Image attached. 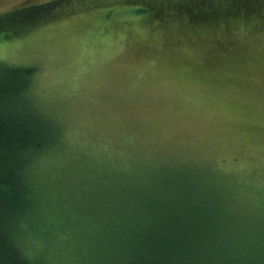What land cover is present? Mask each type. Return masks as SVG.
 <instances>
[{
    "label": "rangeland",
    "instance_id": "obj_1",
    "mask_svg": "<svg viewBox=\"0 0 264 264\" xmlns=\"http://www.w3.org/2000/svg\"><path fill=\"white\" fill-rule=\"evenodd\" d=\"M40 3L0 0V14ZM135 7L101 6L1 35L0 61L36 68L33 110L66 144L34 161L37 174L47 171L56 189L58 178L94 181L105 168L111 183L144 189L195 171L264 217V20L187 25ZM24 245L39 246L30 237Z\"/></svg>",
    "mask_w": 264,
    "mask_h": 264
},
{
    "label": "trees",
    "instance_id": "obj_2",
    "mask_svg": "<svg viewBox=\"0 0 264 264\" xmlns=\"http://www.w3.org/2000/svg\"><path fill=\"white\" fill-rule=\"evenodd\" d=\"M128 2L146 17L187 25L264 20V0H50L1 13L0 37ZM35 73L0 61V264H264V217L248 215L195 171L144 189L111 183L105 168L94 181L58 178L56 189L47 171L37 174L34 161L66 144L33 110ZM28 237L37 250L26 248Z\"/></svg>",
    "mask_w": 264,
    "mask_h": 264
},
{
    "label": "snow or ice",
    "instance_id": "obj_3",
    "mask_svg": "<svg viewBox=\"0 0 264 264\" xmlns=\"http://www.w3.org/2000/svg\"><path fill=\"white\" fill-rule=\"evenodd\" d=\"M41 2H47V0H41Z\"/></svg>",
    "mask_w": 264,
    "mask_h": 264
}]
</instances>
